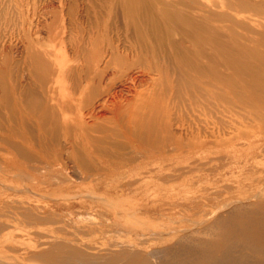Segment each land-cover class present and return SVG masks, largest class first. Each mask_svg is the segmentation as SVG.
<instances>
[{
    "label": "rangeland",
    "instance_id": "rangeland-1",
    "mask_svg": "<svg viewBox=\"0 0 264 264\" xmlns=\"http://www.w3.org/2000/svg\"><path fill=\"white\" fill-rule=\"evenodd\" d=\"M166 1L172 12H187L195 22L201 21L208 26L217 28L220 31V36L216 37V40L218 43H222L225 50L228 51L233 47L239 49L241 46L244 51L236 54L237 59H235L223 50L221 59L216 60L218 65L220 64L218 66L219 70L213 72L214 75L207 72L203 73L204 76L198 77V83L209 94V99L204 101L206 110H204L205 113L199 125L204 140L203 144L205 145H203L205 153H203L202 164L172 181H154L153 183L143 184L140 186L141 188L136 189V194L135 191H132L138 186V183H135L123 196L119 193V196L113 198L104 196L105 199L103 200L100 199L104 195L103 192L107 188L109 191L114 192L115 185L100 187L96 182L91 184L89 181L85 182L83 177L86 174L95 175V173H100L104 177L110 175L109 170L102 169L95 161L96 159L89 157L84 150L77 149L75 146L70 147V144L65 140V133L68 130L61 126V112L56 107L54 108L53 102L46 101V96L54 93L56 97L60 94L69 97L70 95L78 96L81 93L75 89L73 92L72 89L71 77L75 70L81 68V60L72 51L77 41L71 34L72 27L75 25H70V16L73 14H67L68 9L66 7H69L67 4H72L74 8L77 7L75 9L71 7L69 11H74V13H78L81 7L84 8L85 12L90 11L91 14L99 11L105 14L107 10H119V8L115 9L114 0H0V199L2 198L3 202L9 204L23 201L20 200L19 195H15L22 185L20 183L23 181L21 176L22 174L35 173L42 180L47 179L54 182L48 187L43 186L42 188L45 189L41 188L39 191L41 193L36 192V195L35 193L25 195L24 197L27 200L30 198L28 206L35 209L36 212L45 209L47 214L56 213L62 219L60 222L44 223L41 227L32 229L30 233L25 234L24 231L14 228L17 226L22 227L20 217L14 215L13 218L0 216L1 223L14 226L5 231L7 233V231L13 230L12 233L9 232L10 234L4 235L7 240L5 238L3 241H6V243L1 241L4 244V246L0 244L2 255L9 253L13 257L14 255L20 257L25 252L45 250L49 248V245L41 246V244L51 240L57 231L60 234L76 235L82 239V241L79 240L78 245L80 244L88 253L116 251L120 249L118 246L122 243V245L130 247L129 240L136 243L142 242L141 238L145 239L147 237L145 239L147 240L146 247L140 244L133 245H136L142 251L160 249L163 248L162 243L158 244V242H162L160 239L162 237L161 232L164 231L163 233L167 234L170 227L172 229V227L186 226L190 219L192 221L195 218L191 215V212L187 214V212L171 206L183 204L188 198L198 201L202 195L212 198L210 205L213 207H217V204L223 206L219 202L225 200L226 203H229L233 199L241 198V200L233 201L227 207L221 208L220 211L218 210V214L216 213L213 216V218H216L221 214H227L237 206L245 204L247 201L243 198L245 192L253 191V193H249L252 195L255 192L256 194L257 192L260 193L259 191L262 190L261 192L264 193V181L259 179L260 172L264 168V0H160L154 3V7L160 8V3ZM227 1L234 5V8L225 7ZM106 19L109 20L110 18ZM115 22L122 24L119 20H115ZM172 31L174 32L173 35H177L178 38L181 37L183 32L177 26H172ZM177 37L176 39H178ZM81 44L84 45L83 42ZM183 45L187 49V57L196 65L204 67L205 65L201 59L212 61L215 57L213 45L203 47L200 52L201 58L191 41L185 40ZM60 62L67 64L61 70ZM245 64L252 66L253 70H245V67L237 70L230 69V66ZM64 79H66V82H64ZM32 93L34 96L31 95ZM32 101L44 104L45 108H48L52 115L54 114L58 121L56 122L57 126L53 125V119L45 122L44 120L47 117L44 118L42 112L35 114L28 111L27 108ZM69 115L71 114L69 113ZM162 116L163 114H160L158 118H162ZM141 123L142 128L146 131L152 120L148 118L141 121ZM155 126H158V124L155 123ZM111 133H105L107 141L102 144L104 147L113 152L112 154L118 153L124 157L137 156L138 149L136 150L131 140L126 141L120 136L117 139H111ZM152 133L154 135L159 134L158 131ZM99 136L100 134L97 133L92 134L90 141L93 142L94 138ZM67 154L68 156H66ZM235 155L244 156V158L251 157L245 167H227L231 157ZM53 158H58L59 164L55 166L54 171L51 170L52 173L39 169L43 165V160ZM71 161L74 163L70 164ZM75 165L77 166L75 167ZM132 173L125 174L126 181L136 178V173ZM165 173L174 176L181 174L180 171L174 170H166ZM66 178H70V180ZM4 188L5 190H3ZM43 191L44 193H42ZM6 192L10 194L7 195ZM241 193H243V197L239 196ZM154 195L156 197H153ZM95 197L97 199H94ZM158 197L161 200L157 203V206L159 210L163 209L162 215L138 213L135 216L114 218L110 213L116 208L128 209V207L138 206L139 203L148 202L152 205L154 202L159 201L160 198ZM67 203H73L74 208L67 209ZM56 204H61V208L57 210ZM83 204L86 207H83ZM93 206L95 207L93 208ZM148 219H151V221ZM152 219L154 220L152 221ZM141 222L143 223L142 227H139ZM91 227H104V231H91ZM150 227L155 231L163 229V231L157 232L158 235L156 234V237L159 234L161 235L157 238L159 239L158 242L151 239L150 236L153 233H150V235L149 232L153 231ZM123 235L126 236L122 237ZM79 236H83L86 242ZM141 236H145V238ZM154 236L153 238H155ZM163 236L165 235L163 234ZM126 237H128V240ZM56 239L63 241V238L60 237L59 239L57 235ZM7 241L9 242L7 243ZM150 241H152V244L149 245ZM175 241L174 238L164 246L174 245ZM159 246L161 247L159 248ZM25 262L28 264H50L34 260H25Z\"/></svg>",
    "mask_w": 264,
    "mask_h": 264
},
{
    "label": "bare ground",
    "instance_id": "bare-ground-1",
    "mask_svg": "<svg viewBox=\"0 0 264 264\" xmlns=\"http://www.w3.org/2000/svg\"><path fill=\"white\" fill-rule=\"evenodd\" d=\"M158 1L160 0H114L115 9L119 8V10L110 9L105 11V14L100 11L91 14L90 11L85 12L82 7L78 13L69 12L71 7L74 8V6L66 3L69 6L66 7L68 9L67 14H73L70 16V25H75L72 27L71 34H73L77 43L72 51L81 60V68L75 70L76 73L73 72L71 77L72 89L73 92L75 89L81 93L78 96L70 95L71 97L61 94L56 97L53 93L50 96H46V101L50 100L53 102L54 108L56 107L61 112V126L68 130L67 134L64 133L65 140L70 144V147L75 146L77 149L84 150L89 157L96 159L95 161L102 169L109 170L110 175L104 177L100 173H95V175L86 174L83 177L85 182L89 181L90 184L96 182L100 187H112L115 185L114 192L109 191L107 188L108 190L106 189L103 192V197H99L103 200L105 199L104 196L113 198L119 196V193L123 196L135 183H138V186L132 191H135L134 193L136 194V189L143 184L153 183L154 181H172L202 164L205 147L203 148L204 140L202 139L199 125L202 122L204 110H206L204 101L209 99V94L198 83V77L204 76L205 74L203 73H213L219 70L218 66L220 64L218 65L216 60L221 59L223 50L235 59H237L236 54L244 51L241 46L239 49H234L233 47L228 51L225 50L222 43H218L216 40V37L220 36V31L217 28L208 26L201 21L195 22L187 12H172L168 7L169 5H167V1L161 2L160 8H155L154 3ZM224 6L229 9L234 8V5L229 1ZM105 18L110 19L105 20ZM114 19L119 20L122 24H117ZM172 26H177L183 30L180 38L177 35H173ZM185 40L191 41L199 57L203 47L213 45L215 48L214 59L212 61L210 59L209 61L208 59H201L205 65L204 67L196 65L187 57V49L183 45ZM82 42L86 46L82 45ZM62 62L59 63L61 66L60 70L67 65ZM230 67L232 70H237L241 67H245V70H253V67L249 64ZM64 80L66 82V79ZM31 95L34 96L33 93ZM45 107L44 104L32 101L27 109L35 114L42 112L45 116L44 118L47 117L44 120L45 122L53 119V125L57 126L56 122L58 121L54 114L52 115V112ZM160 114H163L162 118H165L164 120L158 118ZM148 118L152 120V123L148 125V130L145 131L142 128L141 121ZM155 123L158 126H155ZM195 128L196 130H194ZM154 131H158L159 134L154 135L152 133ZM90 132L92 134H100V136L95 137V140L91 142L92 134ZM106 132H112L110 134L111 139H117L120 136L126 141L131 140L136 150L138 149L137 156L124 157L118 153L112 154L113 152H110L102 145L107 141L105 139L107 138L105 136ZM136 150L134 149V151ZM242 157L236 155L231 157L227 167H245L251 156ZM12 159L10 160L12 161ZM58 161V158L45 159L39 169L45 172L54 171L55 166L59 164ZM71 163L73 164L74 162L71 161ZM8 168L10 169V167ZM166 170L180 171L181 174L179 176L168 175L165 173ZM131 172L136 173V178L126 181L125 174ZM21 178L23 179L20 182L22 185H19L21 188H18L15 195H19L21 197H19L20 200L25 201L9 204L3 202L4 200L1 198L0 216H10L11 218H13V215L18 216L21 218L19 219L22 222V227H14L8 223L0 222V244L6 243L3 240L5 238L7 240V237H4V235L13 231L5 232L10 227L22 230L27 234L32 229L41 227L44 223L60 222L62 220L56 213L47 214L45 209L36 212L35 209L28 206L30 198L27 200L24 197L29 193H35L36 195V192L38 193L43 186L48 187L54 181L42 180L35 173L22 174ZM259 179L264 181V168L260 172ZM67 180H70V178ZM71 183L70 185H72ZM261 191L252 195L249 193H253V191H247L248 194L245 192V196L241 193L239 196L243 195L244 197H242L247 199L245 204L233 208L225 215H216V218H213V216L218 210L220 211L221 208H225L231 202L241 200V198L233 199L229 203H226L225 200L224 202H219L223 206L217 204V207H213L210 205L212 198L202 195L199 197L200 199L197 198L198 201L187 197L188 199L183 204L171 206L172 208H179V210L185 211L187 214L191 212V215L195 218L192 221L190 219L186 226L172 227V229L170 227L167 234L163 233L164 231L161 228L162 230L160 231H163L160 233L162 237H160V234L158 237H160L162 242H158L159 239L156 237V234L158 235L157 232L160 231H155V229L153 230L150 227L153 232L150 231L149 234L153 233L155 236L152 235L156 238H153L150 234L151 239L157 240L159 245L160 243L163 244V248L159 246L160 249L143 251L138 249L133 244H140L146 247L145 244L147 243L145 239L148 237L141 236L145 238H141L142 242L133 243V240V242L129 240V243H131L130 247L122 245L123 243L121 242L122 244L118 246L120 247L119 250H110L107 253H88L80 244L78 245L79 240L82 241V239L76 235L60 234L57 231L56 235L59 236V239L62 237L63 241H58L55 235L48 242L41 244V246L48 244L49 248L40 252H25L20 257L17 255V257L15 255L13 257L9 253H6L9 255L3 253L5 256L0 253V264H28L25 260L42 261L50 264H264V193ZM155 195L153 197H156ZM88 197L90 198L91 196ZM94 199L97 198L95 197ZM160 200L161 198L152 205L146 202L139 203L138 206L128 207V209L116 208L110 213H112L111 215L114 218L135 216L138 213L162 215L163 209L159 210L157 206ZM60 205L56 206L57 210L61 208ZM82 206L86 207L84 204ZM66 207L67 209H73L74 204L67 203ZM148 220L151 221V219ZM187 220L189 221V219ZM142 224L141 222L139 227H142ZM162 224L164 225V223ZM90 230L103 232L104 227H91ZM124 236L126 235L122 237ZM79 237L83 238V236ZM174 238L176 240L174 245L164 246ZM126 239L128 240V237ZM1 241L3 242L1 243ZM150 244H152V241H150ZM134 246L137 248H132Z\"/></svg>",
    "mask_w": 264,
    "mask_h": 264
}]
</instances>
